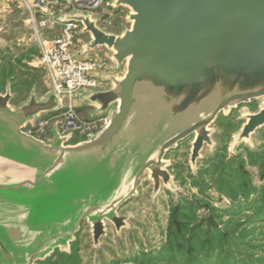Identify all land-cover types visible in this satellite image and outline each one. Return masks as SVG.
<instances>
[{"label": "water", "instance_id": "obj_1", "mask_svg": "<svg viewBox=\"0 0 264 264\" xmlns=\"http://www.w3.org/2000/svg\"><path fill=\"white\" fill-rule=\"evenodd\" d=\"M131 9L122 33L100 27L87 11L58 15L77 21L90 40L79 56L105 47L113 70L104 75L112 87L81 94L108 113L109 124L88 140L70 144L71 136L40 141L23 128L61 107L55 91H36L19 107L8 87L0 92V264H36L56 249L69 250L85 220L100 243L105 221L118 232L129 215L119 210L137 193L149 171L153 193L173 188L164 161L167 153L195 135L190 161L195 167L209 127L219 113L252 100L264 102V0H115ZM232 143L264 126V105L245 115Z\"/></svg>", "mask_w": 264, "mask_h": 264}, {"label": "rangeland", "instance_id": "obj_2", "mask_svg": "<svg viewBox=\"0 0 264 264\" xmlns=\"http://www.w3.org/2000/svg\"><path fill=\"white\" fill-rule=\"evenodd\" d=\"M107 1L95 13L97 24L112 31L100 20L101 14L110 12L117 25L130 27L131 9H115L109 5L115 0ZM7 6L0 15V92L6 93L9 87L14 93L10 105L19 107L33 91L41 98L54 88L49 73L39 64L41 44L32 39L30 13L18 2ZM62 11L54 5L39 10L37 19L50 24ZM81 29L76 49L90 38ZM96 52L101 61L98 71L103 73L109 51ZM263 105L257 98L219 113L209 127L214 129L213 146L204 147L195 167L190 161L195 135L170 150L164 161L169 162L173 188L162 184L154 194L147 171L137 194L119 210L120 215L130 216L121 232L106 220V233L96 244L93 226L85 220L69 250L58 248L36 264H264V126L252 135V145L244 139L232 147L245 115ZM77 110L88 116V110ZM71 139L86 141L78 134ZM178 245L186 253L182 259Z\"/></svg>", "mask_w": 264, "mask_h": 264}, {"label": "built area", "instance_id": "obj_3", "mask_svg": "<svg viewBox=\"0 0 264 264\" xmlns=\"http://www.w3.org/2000/svg\"><path fill=\"white\" fill-rule=\"evenodd\" d=\"M20 3L30 13L32 26L34 27L32 39L35 43L41 44L39 64L43 65L52 83L53 90L59 95L61 107L29 122L23 128V132L31 135L40 141H47L54 137L53 131L56 128L62 136L78 134L84 140L91 135L98 134L109 124L108 114L85 118L81 116L73 102L74 98L82 91L103 88L104 80L98 75L101 61L89 54L79 56L77 54L76 35L83 28L77 21L62 23L56 17L48 20L37 19L39 10L51 6H60L63 11L70 10L87 11L97 13L108 4L107 0H0V15L9 3ZM102 24L109 28L116 29L117 18L106 12L101 14ZM48 25V26H47ZM47 26V27H46ZM59 27L60 30L53 38H48L47 33Z\"/></svg>", "mask_w": 264, "mask_h": 264}, {"label": "crops", "instance_id": "obj_4", "mask_svg": "<svg viewBox=\"0 0 264 264\" xmlns=\"http://www.w3.org/2000/svg\"><path fill=\"white\" fill-rule=\"evenodd\" d=\"M8 7V6H7ZM6 7V8H7ZM70 12H76V11H74V10H70L69 12H67V13H70ZM67 13H64V14H67ZM90 13V12H89ZM91 14V16L93 17V18H97V17H95V14L94 13H90ZM58 15H63V14H58ZM58 15H55V16H53V17H56L57 18V16ZM124 26V25H123ZM123 26L122 25H118V27L116 28V29H113L112 31H110V32H113V33H121V31L123 30ZM120 28V29H119ZM105 29V28H104ZM59 30H60V28L59 27H57V28H55V30H51V31H49V33H47V37L48 38H53V36H55V34H57L58 32H59ZM81 31H82V33H83V28L81 29ZM79 33V32H78ZM77 33V34H78ZM83 34H89V33H83ZM89 36H90V34H89ZM88 40H90V38L88 39ZM87 40V41H88ZM86 43V42H85ZM75 47H76V45H75ZM79 47L80 48H78L77 49V52L79 51V50H81L82 49V47H83V45H79ZM102 48H105V47H102ZM102 48H98V49H102ZM98 49H96V50H98ZM107 49V48H106ZM96 50H94V51H92V52H87V54H92V53H94L98 58H99V56H98V54H97V52H96ZM108 50V49H107ZM109 51V50H108ZM87 54H85V55H87ZM109 54H110V51H109ZM85 55H83V56H85ZM94 55V56H95ZM108 58H110V56L109 55H107V57L105 58V62H106V64H107V66L106 67H104V69H103V73H101V72H99L98 73V75L100 76V78L102 79V80H104V82H105V84L103 85V88H100V89H107V88H110V87H112V83H111V81L110 80H107L105 77H104V75H107V74H110V73H114L116 76H118V75H122L125 71H124V69H121V70H118V71H114L113 70V61H112V59L110 58V60L108 59ZM100 59V58H99ZM96 90V89H95ZM54 91V90H53ZM88 91H91V90H88ZM88 91H82V92H80L79 94H77V96L74 98V100H73V102L75 103V105H76V107L78 108V109H86V110H88V116L86 117V118H89V117H92L93 116V112L95 111V109H96V107L95 106H91V105H85V104H83V103H81L79 100H78V97H79V95H81V94H84V93H87ZM14 94V93H13ZM37 94V93H36ZM48 95V94H47ZM30 97V96H29ZM38 97V96H37ZM42 97H44V96H42ZM41 97V98H42ZM39 98V97H38ZM11 102V101H10ZM24 103V102H23ZM104 114H108V113H104ZM80 141H81V139H80ZM80 141H77V140H75V139H71V141H70V144H74V143H78V142H80Z\"/></svg>", "mask_w": 264, "mask_h": 264}, {"label": "trees", "instance_id": "obj_5", "mask_svg": "<svg viewBox=\"0 0 264 264\" xmlns=\"http://www.w3.org/2000/svg\"><path fill=\"white\" fill-rule=\"evenodd\" d=\"M178 248H179V252H180V256L179 257H181V259L183 258L182 256H184L185 257V255H186V253H185V251H184V248L181 246V245H178ZM185 254V255H184ZM160 257H155V259H159Z\"/></svg>", "mask_w": 264, "mask_h": 264}]
</instances>
